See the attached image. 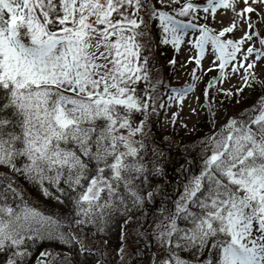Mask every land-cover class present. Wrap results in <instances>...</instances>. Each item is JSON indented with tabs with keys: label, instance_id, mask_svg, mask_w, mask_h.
<instances>
[{
	"label": "snow or ice",
	"instance_id": "obj_1",
	"mask_svg": "<svg viewBox=\"0 0 264 264\" xmlns=\"http://www.w3.org/2000/svg\"><path fill=\"white\" fill-rule=\"evenodd\" d=\"M240 2L186 0L177 8L180 0H0V165L46 196L52 193L45 182L55 188L81 217L77 225L104 221L129 198L142 203L137 189L148 181L141 156L145 127L164 106L147 86L143 94L138 88L150 84V25L158 21L160 43L177 50L189 31L199 32L188 41L197 50L196 64L210 45L221 75L229 65L233 73L243 69L251 86L250 70L264 59V35L251 20L249 0L237 11ZM219 8L233 13L228 27L216 32L197 22L201 10L214 18ZM241 23L250 31L223 39ZM190 87L173 89L177 96L169 99L183 100ZM245 115L208 137L210 153L165 217L159 239L169 255L157 264H264V97ZM17 197L13 207L9 198ZM60 228L23 200L11 179H0V253H11L5 264H24L27 241L70 243ZM47 255L36 264H45Z\"/></svg>",
	"mask_w": 264,
	"mask_h": 264
},
{
	"label": "rangeland",
	"instance_id": "obj_2",
	"mask_svg": "<svg viewBox=\"0 0 264 264\" xmlns=\"http://www.w3.org/2000/svg\"><path fill=\"white\" fill-rule=\"evenodd\" d=\"M181 1L173 7L182 6L186 0H183L182 3ZM195 1L197 2V0ZM200 2L203 4L204 0H200ZM249 4L255 9L250 14L251 20L255 23V29L261 35H264V20L261 19V17H264V4H252L251 0H249ZM159 6L157 5V7ZM243 7L244 4L241 0L236 10L240 11ZM165 10L171 12V8ZM197 15L199 16L197 21L199 24L208 23V26L216 32L228 27L234 18L231 10L225 11L223 8L217 9L214 18L211 14H205L202 10ZM206 15L208 17L207 21L204 19ZM177 18L187 19L189 17ZM158 23V21H153L150 25L154 50L151 52L145 51V55L149 56L150 84L143 81L138 84L141 94H143L144 88L148 87V91L157 98L156 103L160 98H164L160 102V105L164 106L157 109L156 113L149 118L145 127L144 142L146 148L141 152V156L144 158L148 169V181L145 184H140L137 189L142 197L141 207H145L158 197L160 194L159 186H163V183L168 180V174L169 176L179 174V171L173 167H175V161L181 157V154L184 155V152L187 151L195 154V156L199 155V159L202 158L203 160L210 153L211 145L208 143V137L214 133H219L230 119H247L246 112L252 109L261 97H264V59L257 62L255 67L250 70L254 74L255 80L251 86H247L243 80V69L233 73L231 65H229L223 70L224 75H221V72L219 73L218 61L216 64L213 63L215 56L212 54L210 45L205 46L200 65L196 64L194 58L197 50L188 41L198 36L199 32L189 31L185 35L179 50H177L170 44L160 43L161 30L157 27ZM245 31L250 30L247 29L245 24L241 23L232 33H226L223 39L238 40L244 35ZM255 46L260 47L258 42ZM247 47L248 45L245 44L243 49L246 50ZM161 48L165 49L168 55L173 56L174 64L172 66L166 61V55L160 52ZM251 59H254V56ZM193 69L196 70L195 77L193 76ZM208 80L213 83L207 90L206 96L203 85ZM188 86L192 87L186 93H183V100L169 99L177 96L173 89H184ZM259 92L262 93L255 97ZM228 93H231V95H228ZM173 113L177 114L175 123L172 122ZM156 114L159 122V136L153 138L151 132L155 130L154 115ZM171 123L173 124L172 127H170ZM180 152L183 153L180 154ZM156 164L163 168L161 175H157L158 173L155 171ZM0 170L11 171L9 167L4 165H0ZM187 177L191 178V174L189 173ZM27 187L31 190L30 187L32 186ZM35 193L42 199L46 197L40 188ZM148 193H152L151 198H149ZM166 222L165 220L157 222L151 230L150 234L154 240V247L152 248L154 254L158 252L157 245H161L159 237L163 231L162 225ZM80 226L84 228L92 226V229L96 231V242L99 243L97 247L103 249L102 254L104 257L102 258L106 260V263L110 258L119 263H126L130 259L131 251L135 250L132 248L133 246L136 247L137 252L141 250L140 241L136 239L139 231L136 218H130L123 205L118 206L104 221L96 218L95 222L80 224ZM77 242L80 246L83 244L84 247L90 246L91 249L93 248L91 242H88V239L83 235L78 236ZM144 243L149 244L147 240ZM49 245L52 246L53 244ZM50 250L44 249L37 255L39 257L42 252L48 253L47 256L41 257L45 264H60V261L70 264L71 257H76L71 251H64L65 255L63 257L59 254V251L55 255H51ZM99 253L100 250L97 249L96 252L88 254L90 264H103L100 261ZM37 257L26 256L24 260L28 264H36ZM164 259L156 255L153 263L155 264V262ZM148 262L147 259L140 261L138 264H147ZM85 263V253L79 254L75 264Z\"/></svg>",
	"mask_w": 264,
	"mask_h": 264
},
{
	"label": "trees",
	"instance_id": "obj_3",
	"mask_svg": "<svg viewBox=\"0 0 264 264\" xmlns=\"http://www.w3.org/2000/svg\"><path fill=\"white\" fill-rule=\"evenodd\" d=\"M183 1V0H182ZM181 1V3H182ZM186 2V1H185ZM191 2L199 5H205L207 0H204L203 4L200 2V0H191ZM160 7V6H159ZM178 8V7H177ZM168 11V10H166ZM189 19V18H187ZM160 52L164 53L167 58L166 61L168 64H171V66L174 64L172 61H174L172 58V55H168V52L165 49H160ZM175 58V56H174ZM169 66V65H168ZM209 73V72H208ZM207 73V74H208ZM206 74V75H207ZM208 77V76H207ZM209 82L208 80L204 85V91L209 89ZM164 91V89H163ZM262 92H259L255 97H258ZM254 97V99H255ZM163 97L160 98L157 105H160V102L163 101ZM253 99V98H252ZM160 107H157V109ZM154 124H155V130L151 132V136L153 138H156L159 136V122L157 118V114L154 115ZM173 124H170V127H172ZM158 133V134H157ZM166 145V144H165ZM183 152H180V154ZM188 158V161H187ZM199 155L195 156V154L188 153L187 151L184 152V155L181 154V157L175 161V164L173 168H176L179 171V174L177 176L174 174L173 176H169L168 174V180L163 183V186H159V192L157 198H155L151 203L147 204L145 207H141L140 204H133L132 198H129L126 201V211L130 218L135 217L136 223L139 226V231L136 235V239H138L139 245L141 247V250L136 251V247L133 246L132 248L135 249L134 251H131L130 259L126 263H119L113 258H110L109 260L103 259L102 257V248H98L97 245L99 244L96 242V231L92 229V226H88L87 228L81 227L80 225L76 224V221L80 218L77 216L73 210V206L71 202L64 196H62L60 193H58L55 188L50 187L47 182H45V187L49 188V191L52 193L51 196H46L44 199L40 198L35 191L40 188L37 184L30 182L27 180L23 175L14 173L12 171L8 172L5 170H0V179L8 180L11 179L12 186L16 188L20 193L24 201H26L29 205H31L33 208L38 210L39 212L43 213L45 216H51L54 219L58 220L61 224L60 231L63 232L66 236H68L70 243H62L60 240L57 239H35L33 241H27V250L30 253L28 257L34 258L37 257V255L43 251L44 249H51L50 254L55 255L56 253L62 255L63 257L65 255L64 251H71L76 257L78 258L79 254L85 253L86 256V263L90 264L91 262L88 261V254L90 255V252H96L97 249L100 250L99 257L100 261L103 264H138L140 261L149 260L147 264H154L155 257L159 258H165L168 257L169 251L167 246L157 245L158 252L154 254L152 252V248L154 247V240L153 236L150 234L152 231V228L157 222H162L165 220V217L168 216L169 209H174L173 201L176 199H179L178 193L183 192L184 184L187 183V180L189 179L187 175L190 173L191 176L193 174H198L203 160L199 159ZM22 159L17 160V167L21 166ZM145 163V162H144ZM146 164V163H145ZM182 166V167H181ZM155 168L158 169L156 171L158 174L161 175L163 168L156 164ZM27 186H32L30 189H28ZM63 186V185H62ZM41 189V188H40ZM31 195H29V194ZM57 196H60V199H56ZM63 201V202H61ZM20 202V197L15 198V202H13L12 198H9V203H12V206L15 207L16 203ZM57 202V203H56ZM180 226H183V222L180 223ZM83 235L88 239V242L90 241L93 248L91 249L89 247H84V251H81V246L78 244L77 239L79 235ZM78 235V236H77ZM75 237V239H72ZM147 240L149 244H145L144 241ZM49 244H53L52 246ZM49 245V246H48ZM11 253H0V264H5V261L8 258V255ZM179 255L184 259H193V255L188 252L180 251ZM75 256L71 257L70 264H75V260H77ZM37 260V258H36ZM60 264H66V262H59ZM24 264H28L24 260ZM55 264V263H54ZM155 264H157L155 262Z\"/></svg>",
	"mask_w": 264,
	"mask_h": 264
}]
</instances>
